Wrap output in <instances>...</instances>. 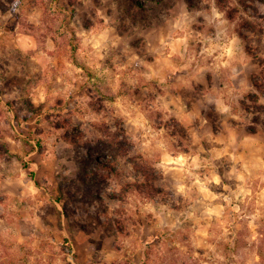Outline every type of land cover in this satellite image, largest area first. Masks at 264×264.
<instances>
[{"label": "rangeland", "instance_id": "1", "mask_svg": "<svg viewBox=\"0 0 264 264\" xmlns=\"http://www.w3.org/2000/svg\"><path fill=\"white\" fill-rule=\"evenodd\" d=\"M257 3L0 0V264H264Z\"/></svg>", "mask_w": 264, "mask_h": 264}, {"label": "crops", "instance_id": "2", "mask_svg": "<svg viewBox=\"0 0 264 264\" xmlns=\"http://www.w3.org/2000/svg\"><path fill=\"white\" fill-rule=\"evenodd\" d=\"M222 19H224V20H226V21H228L224 16H223V18ZM227 26L223 29V31H222V35H221V37L224 39V41H225V43H224V45L226 46L227 44H228V42H229V40L232 38V36L233 35H235V36H237V34H233L231 31L229 32V31H225V30H227ZM229 29V28H228ZM184 43H186V40L184 41ZM233 48H234V51L237 53V56L239 55V49H241V42H239V40L233 45ZM181 49V48H180ZM187 49V45H184L183 44V50H186ZM223 51H224V47H223ZM223 51H220L219 52V55H218V58L220 57L221 58V60H222V63H223V67L224 68H226V67H230L229 65L231 64V61L232 60H228V58L226 57V56H224L222 53H223ZM220 61V60H219ZM213 66L215 67L216 66V64L215 63H213ZM213 67V68H214ZM223 68V69H224ZM215 69V68H214Z\"/></svg>", "mask_w": 264, "mask_h": 264}, {"label": "clouds", "instance_id": "3", "mask_svg": "<svg viewBox=\"0 0 264 264\" xmlns=\"http://www.w3.org/2000/svg\"><path fill=\"white\" fill-rule=\"evenodd\" d=\"M256 7L261 10L264 9V4L257 3ZM214 12H216L215 9H213ZM216 15L218 18H221V22L227 24L226 20H223L224 13L222 12H216ZM239 40V37L233 35L232 38L229 40L228 44L224 46L223 55L228 58V60H236L237 53L234 51L233 45ZM244 52L241 50L239 53V56H243Z\"/></svg>", "mask_w": 264, "mask_h": 264}, {"label": "trees", "instance_id": "4", "mask_svg": "<svg viewBox=\"0 0 264 264\" xmlns=\"http://www.w3.org/2000/svg\"><path fill=\"white\" fill-rule=\"evenodd\" d=\"M156 3H157V4H161V3H162V0H156ZM136 5L139 7L141 13H147V11H149L148 6H146L145 4H143V3H141V2H137ZM220 7H221V6H220ZM221 9H223V8H221ZM223 10H224V12H226V11H225V8H224ZM227 13H228V12H227ZM228 14H229V15H228V18L231 19V17H230V16H231L230 13H228ZM106 169H110V166H107ZM90 175H91V174H90Z\"/></svg>", "mask_w": 264, "mask_h": 264}]
</instances>
